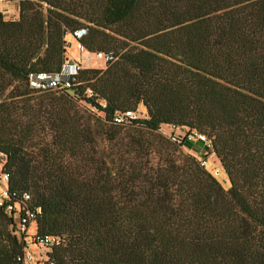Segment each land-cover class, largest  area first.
I'll list each match as a JSON object with an SVG mask.
<instances>
[{
    "label": "trees",
    "instance_id": "obj_1",
    "mask_svg": "<svg viewBox=\"0 0 264 264\" xmlns=\"http://www.w3.org/2000/svg\"><path fill=\"white\" fill-rule=\"evenodd\" d=\"M5 1L0 163L52 239L39 264H264V0ZM67 36L105 68L30 88L68 61ZM139 105L146 118L114 122ZM181 148L214 154L228 189ZM25 249L0 208V264Z\"/></svg>",
    "mask_w": 264,
    "mask_h": 264
},
{
    "label": "built area",
    "instance_id": "obj_2",
    "mask_svg": "<svg viewBox=\"0 0 264 264\" xmlns=\"http://www.w3.org/2000/svg\"><path fill=\"white\" fill-rule=\"evenodd\" d=\"M3 1V0H0ZM81 32V33H80ZM77 33L79 37L82 34V31ZM69 43V42H68ZM76 49L82 53L85 52V48L74 40ZM98 59H105L107 60L104 55L100 52L94 53ZM81 69L80 63L76 60H68L60 69L58 73L55 74H47V73H39L35 75L29 76V86L33 90L38 91H48V90H56L60 89L64 86H68L69 81L77 74V72ZM86 93H90V90L87 89ZM137 118L136 111H126L123 115H116L114 117V122L117 124H121L128 120H132ZM172 128V126H170ZM188 139L192 140H200L204 142L206 146H210V141L207 140L203 135L193 131L189 134H186ZM169 140L175 143H180V140L175 135H169ZM201 165H205V162L202 161ZM8 174L4 172L3 166L0 163V208L3 209L6 213H11L12 216L17 220V227L22 234V242L24 243L25 247L28 248L31 245L47 247L51 245L52 239L47 236H41L36 233L30 237V239H26V233L28 228L32 223L35 225V215L37 211L27 210L23 208L22 210H18L16 204L13 203L15 200V193H10L8 191ZM24 201L29 200V196L24 193L22 195ZM17 208V209H16ZM17 261L22 264H39L37 258L34 255L24 250L23 254L17 257ZM49 264H52L51 262Z\"/></svg>",
    "mask_w": 264,
    "mask_h": 264
},
{
    "label": "rangeland",
    "instance_id": "obj_3",
    "mask_svg": "<svg viewBox=\"0 0 264 264\" xmlns=\"http://www.w3.org/2000/svg\"><path fill=\"white\" fill-rule=\"evenodd\" d=\"M0 13L3 14L4 18L6 20L16 19L18 17V8L17 3L15 1H0ZM66 40L69 42L67 46V52L66 57L67 59L70 57H74L78 61H80V67L82 69H104L106 65L105 59H98L94 53H89L87 51L80 53L75 46L74 40L70 38V36L66 37ZM83 109H88L89 111L96 112L93 108L89 107L83 102H79L78 104ZM99 115V114H98ZM136 116L137 118H146V109L139 105L136 110ZM159 133H161L164 136L169 135H177L179 137H182L184 133V129L181 128H171L170 126L162 125L159 129ZM181 151L183 154H190L192 156H196L197 158H200L198 154H196L193 151L187 150L185 148H181ZM205 155V154H203ZM200 161L205 162V169L214 176V178L218 181V183L221 185V187L224 190H227L229 187L228 180L226 178L225 173L223 172V169L221 168L219 161L216 159L214 154H206L205 157H201L199 159ZM35 234V225L32 223L30 227L27 230L26 233V239H30ZM40 249V248H39ZM38 247L35 245L29 246V249L27 251H30L32 254H38L40 253V250L42 252L43 249L39 250Z\"/></svg>",
    "mask_w": 264,
    "mask_h": 264
},
{
    "label": "crops",
    "instance_id": "obj_4",
    "mask_svg": "<svg viewBox=\"0 0 264 264\" xmlns=\"http://www.w3.org/2000/svg\"><path fill=\"white\" fill-rule=\"evenodd\" d=\"M68 60H76L77 62H79V63H80V61H78V60H77V59H75L74 57H71V58L69 57V58H68Z\"/></svg>",
    "mask_w": 264,
    "mask_h": 264
},
{
    "label": "water",
    "instance_id": "obj_5",
    "mask_svg": "<svg viewBox=\"0 0 264 264\" xmlns=\"http://www.w3.org/2000/svg\"><path fill=\"white\" fill-rule=\"evenodd\" d=\"M81 33V32H80Z\"/></svg>",
    "mask_w": 264,
    "mask_h": 264
}]
</instances>
